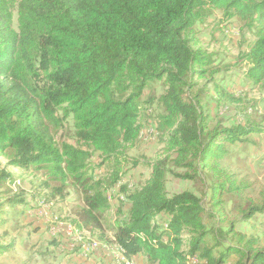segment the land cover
<instances>
[{
    "label": "trees",
    "instance_id": "1",
    "mask_svg": "<svg viewBox=\"0 0 264 264\" xmlns=\"http://www.w3.org/2000/svg\"><path fill=\"white\" fill-rule=\"evenodd\" d=\"M215 10L253 33L243 61L248 79L264 89V0H0V157L16 170L42 172L60 192L72 189L83 205L72 221L80 231L102 230L108 190L119 185L128 208L115 222L113 242L125 259L142 254L150 264H185L187 257L226 264L237 254L236 264H264V250H253L252 241L213 255L201 200L188 191L165 192L173 173L166 160L151 166L143 186L120 184L118 160L140 138L146 115L147 128L165 137L172 165L188 170L175 177L191 180L199 166L210 173L212 199L225 187L235 189L216 163L228 155V144L262 129L247 122L208 128L202 99L209 91L197 81L208 78L214 60L194 49L189 36ZM156 82L164 92L144 99ZM214 89L222 105L232 101ZM152 107L159 113L153 121ZM69 122L75 143L58 144L55 136ZM94 156L112 164L107 179L93 175ZM14 180L0 164V218L22 204L5 198L4 186ZM263 211L252 208L245 218ZM185 233L187 255L180 252Z\"/></svg>",
    "mask_w": 264,
    "mask_h": 264
},
{
    "label": "rangeland",
    "instance_id": "2",
    "mask_svg": "<svg viewBox=\"0 0 264 264\" xmlns=\"http://www.w3.org/2000/svg\"><path fill=\"white\" fill-rule=\"evenodd\" d=\"M244 25L237 18L225 17L215 10L204 24L196 25L189 36L196 44L194 49L205 50L214 60L208 78L197 81L199 86L207 83L209 91L202 99L210 120L209 130L216 124L229 128L247 123L262 129L242 142L228 144L226 159L216 163L230 176L235 189L229 192L225 187L212 199V179L204 167L197 166L191 180L175 177L173 174L183 176L188 170L172 165L168 159L172 153L166 151L165 137L147 128L146 115L142 119L145 123L140 138L118 160L120 184L129 188L143 186L151 174V166L166 160L167 168L173 173L165 178V192L173 196L188 191L201 200L203 224L208 233L205 243L214 250V256L227 246L239 247L251 241L253 250H264V211L245 218L252 208L264 207V89L253 84L246 75L250 67L243 61V55L255 37ZM12 27L16 29L14 21ZM214 87L222 89L232 101L222 105ZM163 92L162 83H153L146 90L144 99L150 94L158 97ZM157 114V109L152 107L149 120H155ZM70 126L71 122L56 134L58 144L75 143ZM91 162L95 168L93 175L98 178L107 179L114 170L112 164L101 165L96 156ZM0 164L15 179L6 182L5 198H17L22 203L5 208L0 218V264H150L142 254L125 259L113 242L115 222L124 218L128 208L119 185L108 190L110 208L102 215V230L80 231L72 221L83 205L72 189L65 188L60 192L58 184L46 182L42 172L16 170L1 157ZM230 229L232 232L225 234ZM238 235L243 238L241 242ZM182 240L180 252L186 254L190 235L185 233ZM215 244H219L218 247L214 248ZM238 259L237 254H232L226 264H236ZM197 262L196 257L185 260V264Z\"/></svg>",
    "mask_w": 264,
    "mask_h": 264
}]
</instances>
